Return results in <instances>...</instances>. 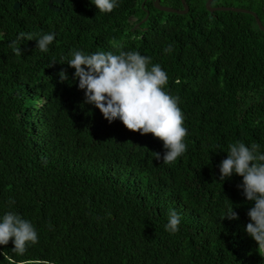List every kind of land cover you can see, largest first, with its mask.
I'll return each instance as SVG.
<instances>
[{
    "label": "trees",
    "instance_id": "1",
    "mask_svg": "<svg viewBox=\"0 0 264 264\" xmlns=\"http://www.w3.org/2000/svg\"><path fill=\"white\" fill-rule=\"evenodd\" d=\"M153 1L118 0L101 13L91 0H0V218L16 212L39 236L23 255L0 245V264H264L245 231L253 202L242 177L219 179L229 144L264 154V30L249 14L210 13L207 0H185L184 15ZM211 7L252 11L264 26V0ZM21 32L33 40L19 41L17 56L9 45ZM46 33L55 40L45 53L36 40ZM74 49L136 50L159 63L165 91L180 97L187 152L157 161L161 140L84 103ZM230 208L238 219L224 218ZM173 209L175 233L165 229Z\"/></svg>",
    "mask_w": 264,
    "mask_h": 264
},
{
    "label": "clouds",
    "instance_id": "2",
    "mask_svg": "<svg viewBox=\"0 0 264 264\" xmlns=\"http://www.w3.org/2000/svg\"><path fill=\"white\" fill-rule=\"evenodd\" d=\"M101 13H111L118 7V0H91ZM21 40H33L30 33L21 32L9 45L17 56L23 55L17 44ZM55 40V33H46L36 40L41 52H48ZM171 46L164 49L169 52ZM69 67L74 68L73 79L78 78V88L84 91V103L94 105L109 123L119 119L126 129L141 135L152 134L163 142L164 152H151L155 160L173 164L187 152L188 135L184 127L185 116L179 107L180 97L165 91L168 74L159 63L139 51L96 52L85 54L72 50ZM61 81L68 79L62 69ZM259 145L250 146L242 141L228 145L227 157L219 164L220 181L233 174L242 177L237 185L247 201L253 202L248 210L249 222L245 231L255 241L259 252H264V154ZM10 204L14 201L10 200ZM224 218L238 219L230 208ZM180 216L173 209L168 214L165 229L179 231ZM13 244V251L23 255L30 244H36L39 236L34 225L16 212L8 211L0 218V245ZM40 264H51L41 261Z\"/></svg>",
    "mask_w": 264,
    "mask_h": 264
},
{
    "label": "water",
    "instance_id": "3",
    "mask_svg": "<svg viewBox=\"0 0 264 264\" xmlns=\"http://www.w3.org/2000/svg\"><path fill=\"white\" fill-rule=\"evenodd\" d=\"M51 1L56 2V3H60L61 0H51ZM212 2H213V0H207V2H206V8L210 13H213L215 11H223V12H235V13L249 14L255 19V22H256L258 28L260 30H264V26H262V23L260 22L259 18L257 17V15L254 12L246 10V9H242V8H233V7L212 8L211 7ZM153 4H154V8H156L160 11H163V12L175 13V14H180V15H184L188 12V5L186 4L185 0H181L182 9H180V10L161 6L160 0H154Z\"/></svg>",
    "mask_w": 264,
    "mask_h": 264
}]
</instances>
